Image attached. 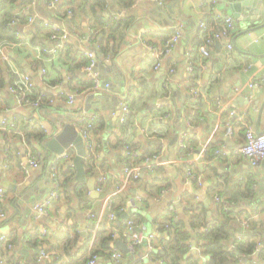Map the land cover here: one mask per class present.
Instances as JSON below:
<instances>
[{"label": "crops", "instance_id": "1", "mask_svg": "<svg viewBox=\"0 0 264 264\" xmlns=\"http://www.w3.org/2000/svg\"><path fill=\"white\" fill-rule=\"evenodd\" d=\"M175 1L177 4L169 11L167 4ZM234 1L217 0L219 6L214 8L204 0H57L53 5L51 0L5 1L0 10V29L7 24L15 30L17 38L29 36L19 47L14 44L8 49L9 59L33 80V96L43 91L47 97L38 107L18 106L8 91L12 79L11 64L0 59L3 65L0 73V210L4 213L0 218V238L5 237L0 239V262L86 264L93 255L96 229L103 218L113 238L108 244L110 254L115 250L122 252L116 242L125 244V241L115 230L128 218L122 216L124 213H116L109 219L103 201L107 196L112 195V199L117 195L113 194L115 187L124 178V167L129 165L125 160L121 161V157L124 159L128 155V149L132 150L131 157L134 158L128 167L143 166L145 158L151 155H159L162 161L151 168L143 166L137 179L140 183L135 180L126 189L131 194L127 199L135 202L130 215L139 212L144 218L142 223L134 225L145 238L134 253L122 252L124 256L119 262L108 255H97V264H139V261L157 264L149 252L160 250L161 241L168 238L157 222L172 217L184 221L185 229L190 230L192 213H199L202 205L206 218H211L219 204L215 201L220 197L219 190L248 178L251 179L252 197L235 202L220 197L233 213L237 209L242 211L240 222H235L231 230V237L238 235L241 220L255 219L264 226V160L253 166L240 155L244 125L229 114L230 110L244 113L243 120L255 131L264 130V0H253L249 9L245 8L238 15L230 6ZM207 15L210 16L208 22ZM225 15L232 17L231 26L218 19ZM21 17L27 18V22L21 23ZM30 18L33 21L29 24ZM121 22L124 27L116 31ZM35 26L40 27L29 30ZM55 28L58 32L53 38ZM179 31L181 37L167 55L161 56L160 60L151 55L150 49H163L166 40ZM215 34L218 38L208 44V54L200 53L197 46ZM60 36H63L62 43L58 41ZM101 37L104 48L99 47ZM0 40L9 41L1 30ZM216 42L221 43L219 49ZM42 46L46 50L58 49L57 55L65 49L58 58L45 60L47 55H42ZM18 48L20 54L14 51ZM10 52L15 56L11 57ZM89 53L92 58L88 57ZM14 58H22L27 71L21 64L16 65ZM92 60L94 65L89 73L85 67ZM189 63L194 66L195 83L189 81ZM92 75L102 83H110V89L95 91ZM90 93L94 98L89 102L90 108L86 109L85 97ZM55 94L59 98L51 100ZM68 94L73 96L71 103L67 101ZM124 99L133 117L121 133L122 123L128 116L123 122L120 120ZM226 103L225 110L219 112L220 105ZM58 115L71 123L80 135L85 149L83 160L89 154V143L81 128L87 120H94L93 124L96 120L100 122L97 134L90 131L89 141L94 155L104 163L103 167L89 174L84 166L86 177L95 179V191L98 179L104 177L96 198L90 196L86 181L75 178L74 145L68 146L69 157L62 159L54 158L55 154L44 146L54 132L63 127L64 122ZM189 115L199 116L197 120H191ZM17 120L34 130H41L46 136L41 145L35 143V151L26 142L32 153L43 155L26 177L19 163L27 151L22 144L23 132L15 127ZM2 121L5 124H1ZM228 126L233 129L230 135L226 130ZM5 128L15 131L10 134ZM203 147L206 150L201 158L199 154ZM60 165L74 169L73 182L85 183L90 207L83 208L71 182L67 189L62 187L57 191V197L44 214L35 217L32 208L48 198L51 190L48 181L51 178L52 188V175H56ZM6 179L17 184L16 191L3 185ZM216 183L221 186L215 187ZM146 187H158L159 190L149 195ZM130 189L138 192L133 194ZM30 201L34 202L26 210ZM170 205L174 206L173 210H169ZM117 214L121 215L120 224L116 222ZM33 234L44 239L33 242ZM89 234L91 239L86 246ZM195 235L193 232L188 240V254L196 250L197 254L193 255L200 264H205L208 256L203 253V243ZM150 236L154 246L151 251L147 239ZM5 241L12 242L6 244ZM260 250L264 251V236L256 247V251ZM42 252L48 256L44 257ZM5 255L12 260H7ZM244 260L241 257L234 264Z\"/></svg>", "mask_w": 264, "mask_h": 264}, {"label": "trees", "instance_id": "2", "mask_svg": "<svg viewBox=\"0 0 264 264\" xmlns=\"http://www.w3.org/2000/svg\"><path fill=\"white\" fill-rule=\"evenodd\" d=\"M5 1L6 0H0V10H2V8L4 7ZM208 1L209 0H204L205 4ZM218 4L219 3L217 2L216 6ZM205 19L208 22L210 16L207 15ZM20 22L23 24L26 23L27 18L21 17ZM39 27L37 26H35L34 28L31 27L29 30L30 31L32 29L36 30ZM123 27H124L123 23L121 22L118 28L115 29L116 31H119ZM0 30L2 34L9 41L18 44L17 47H19L25 41H28L27 38L29 36L27 38L25 36L24 39L17 38V36L15 35V30H13L7 24L2 26V29ZM101 46L102 48H104L102 44V37L99 47ZM41 48L40 49L42 50V55L46 54L45 52H43V49L46 47L42 46ZM20 50L21 49L18 48L15 49L14 51L20 54ZM59 54L57 55L56 58H58ZM13 61L16 65L21 66L17 58H14ZM85 64H88V61L85 62ZM2 70H3V65L0 62V73L2 72ZM33 92H35L34 88H33ZM164 112L165 111H163L162 113ZM198 116L199 115L190 117L189 115L191 120H197ZM131 117H133L132 113L128 114L125 122L122 123L121 133H123L126 126L129 125ZM14 122H15V127H18V129H20L23 132L25 141L32 147L34 151L36 150L35 143L38 142L41 145V143L45 142L46 136L41 130H37V129L34 130L30 128V125L24 124L23 122H18V120ZM99 123H100L99 120H96L94 122L92 128L90 129L91 133L97 134V131L99 129L98 127ZM209 150L210 147L208 146L206 152L208 156L206 157L205 155L207 161L209 160ZM131 154H132V150L128 149V155L124 156V159L123 157H121V161L125 160L127 164L129 165L132 164L131 159L134 158L131 157ZM83 164L86 168H88L87 172L89 174H92L94 171L101 170L104 163L101 160H98V156L96 157L94 155V149H93V150H89V154L83 160ZM208 171H209V167H208ZM73 178H74V169L67 167L64 168L62 165H60V167L57 168V172L54 179L57 182V191H61L62 187L64 189H67L69 184L72 182V184L74 183L72 190H74L77 196L81 198L79 199L83 204V208L90 207L89 199L86 196L85 183L83 181L73 182ZM137 179L135 183L137 182L139 184L140 182ZM224 179L226 183H228V179L227 178ZM214 186L215 187L221 186V183H216ZM250 186H251V179L248 178L247 180H241L239 182H236V184H234L233 187H224L225 189L219 190L218 193L219 196L222 197L224 200L235 202V201H239V199L244 200L245 198H249L253 196V192L251 191ZM146 188H147L146 189L147 193L149 195H153L155 191L159 190L158 187H154V188L146 187ZM130 196L131 194L127 190L118 193L116 196H114V198L111 199V203L108 210L113 211L115 214L119 213L118 210L120 206H122L127 201V198ZM219 204H216L217 206L216 210L214 211L212 217L209 219L206 218V214L204 213L205 212L204 206L202 205H201L202 209L200 210L198 209L199 213L196 212L192 213V218L189 221L190 230L185 229L184 221L176 220L173 219L172 217H170L169 219H165L164 222H157L159 228L161 227V231L165 232L168 235V238L167 240L161 241L162 248L160 250L149 252V254L152 255V259L155 260L157 264H161L158 261L159 259L162 260L163 264H200L196 256H194L193 254H188L190 250L189 248L190 242L188 240L191 234H193L194 232L196 233L195 235L196 239L199 242L203 243V253L208 256V260L206 261L205 264H234V263H238L239 258L241 257L245 259L244 261H242L241 264H264L263 262L264 251L263 250L256 251V247L257 244L259 243V239L264 236V226L262 225V223H258V221L255 219L251 220L247 228L241 230V227H239L240 230L238 235L232 239L231 230L234 227V223L239 221V217L242 211H239V209H237L235 213H233V210L225 211L222 208L221 203ZM119 214H117L116 216L117 223H119L121 220V215ZM129 219H131L134 222V224L139 225L140 223L143 222L144 218L139 212H136V213H132ZM165 224L167 225L166 227L164 226ZM121 227L122 226L120 225V228ZM196 228H199L200 230L193 231ZM96 230L97 231L92 244V250H91L92 254L110 256V250L108 244L113 238L111 235L112 233L109 232V229L106 226L105 218L102 219L99 227ZM55 234L59 235V232L55 230ZM32 236H33L32 237L33 242L44 239V237H40L39 234H33ZM90 239H91V235L89 234L86 239V246L89 245ZM5 242L6 244H8L11 243L12 241H5ZM235 251H237L238 254H236ZM5 257L7 258V260H12V258L7 255H5ZM139 264L142 263L139 261Z\"/></svg>", "mask_w": 264, "mask_h": 264}, {"label": "built area", "instance_id": "3", "mask_svg": "<svg viewBox=\"0 0 264 264\" xmlns=\"http://www.w3.org/2000/svg\"><path fill=\"white\" fill-rule=\"evenodd\" d=\"M57 0H51L50 4L53 5ZM149 1H157V0H149ZM217 0H209L207 5L211 8H214V6L216 5ZM219 20H221L222 22H224L227 26H231L233 23V19L231 16L229 15H225L223 18H219ZM28 23H32L33 19L30 18L28 19ZM47 24V23H46ZM202 27H204V24L201 25ZM58 29L55 28V32L54 34H52V37L55 38L57 35ZM181 37V32H177L173 35H171L165 42L164 48L161 50H157L155 48H153L152 46L149 45V47L153 48L150 49L151 50V55L160 60L161 56L163 55H167L170 51L171 48L173 47V45L179 40V38ZM63 36H60L58 38V41L61 43L63 42L62 40ZM218 38V35L215 34L214 36H209L206 37L205 40H203V42L201 44H199L197 46V49L200 53H202L203 55H207L208 54V49L207 46L208 44L210 45L212 43V41ZM15 43H12L10 41H6V40H0V59L4 62H8L11 64V69H12V79L11 82L8 85V91L14 96L15 100H16V104L20 107H38V105H40L42 103V101H44V99H46V93L43 91H40L38 94H36L35 96H33V88H34V82L31 79V77L27 74L22 72L21 70H19L14 64L11 63V60L9 59L8 56V49L12 48L13 45ZM63 45V44H62ZM61 45V46H62ZM43 51L46 53L47 58H45V60H51L53 58H55L57 56V51L58 49H53V50H46L43 49ZM89 58H92L93 55L92 53L88 54ZM94 65L93 60L91 61V63H89V65H87L85 67V69L87 70V72L91 73L92 67ZM159 62L156 65V68L158 67ZM187 72L189 74V81L192 83H195V77H194V66L192 63H189L188 67H187ZM41 73L44 74V69L41 70ZM92 79H93V89L99 90L101 88L110 89V83L108 82H101L96 76L92 75ZM254 83H251L250 86H253ZM264 85V81L263 84ZM58 95L55 94L54 96L50 97L51 100H53L54 98L57 99L59 97H57ZM67 101L68 102H72L73 101V96L69 95L67 96ZM226 104H222L219 107V112H223V110H225L226 108ZM121 109H122V114L120 117V120L123 122L125 119V116L130 114V108L128 106V104L126 103V100L124 99V101H121ZM229 114L233 117H237V119L239 121H241L244 125V139L243 142L239 148V153L240 155L246 160L248 161L251 165L255 166L258 163H260L262 160H264V130L263 131H255V129L248 123H246V121H244V113H240L238 114L237 112H235L234 110H230ZM93 121L94 120H87L84 125L83 128H81V131L84 135V137L87 138V141L89 143V150H91L93 148L91 142L89 141V133H90V129L93 126ZM1 124H5L4 121L1 122ZM4 126V125H3ZM4 128V127H3ZM7 129L8 133H13L15 130H12L11 128H5ZM227 134H232V127L228 126L227 127ZM22 144L26 149V155L25 157L20 161V167H21V171L22 174L26 177L29 175V173L31 172V169L36 167L40 161L43 159V155L40 152L37 153H32L31 150L29 149L28 144L26 143V141L22 138ZM180 147H185L184 144H180ZM205 147H203L201 149V152L199 154V156L202 158V155L205 152ZM56 159H62V158H67L69 157V147L65 148L61 153L59 154H55L54 155ZM159 155H151L145 158L144 162H143V166L145 168H151L153 165H160L162 164V161L159 160ZM143 166L141 165H135V166H125L124 167V178L122 179V181L115 187L114 193L113 194H118L120 192H122L123 190H126L131 183H133L139 176V172L141 171V169L143 168ZM52 179H53V186H52V190L50 191V194L48 196L47 199H45L44 201H41L37 204H35L32 208V211L34 213L35 217H40L42 214H44L46 212V208L48 207V205L50 204V202L55 199L58 195L57 192V182L54 180L55 179V175H52ZM102 181H104V177H100L98 179V187H97V192L101 191V184ZM2 193V188L0 187V195ZM111 196H107L104 201H103V208L107 209L108 211V217L109 219H113L115 216V213L113 211H109L108 208L110 206L111 203ZM215 201L221 203L223 209L225 211L229 210L230 207L228 205V203L225 201L223 202L222 199L220 197H216ZM135 205V202L133 199H127V201L120 206L118 212L119 213H130L131 208ZM174 206L170 205L169 206V210H173ZM4 216L3 211L0 210V218H2ZM101 218V215L98 216V220ZM249 226V221L244 219L241 220V230L245 229ZM115 232H118L119 235H121V238L124 239L126 247L128 249V253H134V251L136 250V248L138 246H140V244L142 243V240L145 238L144 234L138 230V228L136 229V225H134V222L131 219H126L123 223H122V227L119 228L118 230L116 229ZM43 233H45V229H43ZM5 238L4 236H1L0 239ZM153 237H147L148 242H149V250H153L154 246L152 245V239ZM8 247L11 249L12 245L9 244ZM44 257H47V253L42 252L41 253ZM124 254L120 251L115 250L114 252H112L110 254L111 259L119 262L122 258H123ZM159 263L163 264L161 260H158ZM264 261V260H263ZM98 262V256L97 255H91L90 258L87 260L86 264H97ZM0 264H3V261L0 262Z\"/></svg>", "mask_w": 264, "mask_h": 264}, {"label": "water", "instance_id": "4", "mask_svg": "<svg viewBox=\"0 0 264 264\" xmlns=\"http://www.w3.org/2000/svg\"><path fill=\"white\" fill-rule=\"evenodd\" d=\"M253 0H236L234 2H232V4L230 5L231 8L236 12V14L238 15L239 12H241L242 10H244L245 8L249 9V7L251 6ZM175 4H177V1L172 2V3H168L167 4V8L169 9V11H172V6L174 7ZM158 9H161V7L157 6ZM175 9V8H174ZM176 10V9H175ZM127 13H125L126 15ZM216 46L219 49V47H221V43L216 42ZM9 55L11 57H14V53L10 52ZM18 61L20 62V64L22 65V67L27 71V66L23 63V59L22 58H18ZM94 98V94L90 93L85 97V102H86V106L85 108L88 109L90 108V103ZM60 117L59 120L62 119V115H58ZM63 120V127L59 128L56 132H54L53 137H51L48 141H46L45 143V147L47 149L50 150L51 153L54 154H59L61 153L65 148H67L70 144L74 145V147L76 148V154L72 159V164L76 169V175L75 178L77 180H83L86 181V185L88 187V189L90 190V196L92 198H96L99 196V193L97 191H95L94 187H95V179L93 177L91 178H87L86 177V172H85V168L83 165V156L85 154V149L83 148V141L80 137V135L78 134L77 130L75 129V127L68 122H65L64 119ZM49 178H50V173H49ZM51 179V178H50ZM50 179L48 181L49 183V190L52 188L50 187ZM3 185L5 187H7L8 189H11L13 191H16L17 188V184L13 181H8L7 179L4 180ZM50 190V191H51ZM130 192L135 194L138 192V190L136 189H130ZM25 198V197H24ZM34 201H30L27 204V207H25V209L27 210V208H29V206L31 207ZM124 218H129L130 213H124L122 215ZM116 245L120 248V250L123 253H128V249L126 247V245L122 242V241H117Z\"/></svg>", "mask_w": 264, "mask_h": 264}, {"label": "rangeland", "instance_id": "5", "mask_svg": "<svg viewBox=\"0 0 264 264\" xmlns=\"http://www.w3.org/2000/svg\"><path fill=\"white\" fill-rule=\"evenodd\" d=\"M149 231H146V233H148ZM144 244L146 243L145 241L143 242ZM148 249V248H147ZM190 254H194V255H196L197 254V252H196V250H194V251H192ZM199 262H201L200 260H199Z\"/></svg>", "mask_w": 264, "mask_h": 264}]
</instances>
